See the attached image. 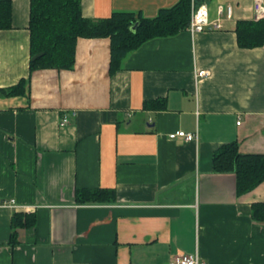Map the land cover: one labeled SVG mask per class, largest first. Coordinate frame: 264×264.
I'll return each mask as SVG.
<instances>
[{"label": "crops", "instance_id": "obj_1", "mask_svg": "<svg viewBox=\"0 0 264 264\" xmlns=\"http://www.w3.org/2000/svg\"><path fill=\"white\" fill-rule=\"evenodd\" d=\"M177 1L81 0V13L153 18ZM199 1L218 28L150 39L113 73L110 39L78 38L72 69L30 74V0H10L0 88L30 79L25 96L0 94V264H264L252 217L264 182L238 196L234 175L211 167L231 141L264 154V45L241 48L235 33L255 21V0ZM157 100L164 108L144 106ZM178 131L196 138H169ZM96 188L114 202L75 201Z\"/></svg>", "mask_w": 264, "mask_h": 264}, {"label": "trees", "instance_id": "obj_2", "mask_svg": "<svg viewBox=\"0 0 264 264\" xmlns=\"http://www.w3.org/2000/svg\"><path fill=\"white\" fill-rule=\"evenodd\" d=\"M192 3L199 0H178L172 7L160 9L153 18L140 13L115 11L101 19H88L81 13V0H30L29 33L30 56L43 53L29 61L30 74L43 68L70 70L75 63V46L78 38H109V72L120 68L122 59L146 41L168 37L187 29ZM135 27L132 30V27ZM11 28V2L0 0V30ZM238 45L254 48L264 45V19L238 21L235 26ZM27 79L17 84L0 88L6 97L25 96ZM164 101L145 102L144 106L164 108ZM212 171L232 173L235 177L236 194L243 195L264 182V154H242L239 145L231 141L221 145L212 156ZM115 194L110 189H77L75 201L79 204L114 202ZM252 217L264 222V203L252 205Z\"/></svg>", "mask_w": 264, "mask_h": 264}, {"label": "built area", "instance_id": "obj_3", "mask_svg": "<svg viewBox=\"0 0 264 264\" xmlns=\"http://www.w3.org/2000/svg\"><path fill=\"white\" fill-rule=\"evenodd\" d=\"M221 13V8L219 9ZM253 18L255 21L264 19V2L261 0H255L253 4ZM232 9L231 6H227L226 8V16L227 18H231ZM211 26L214 28H218V23H210L208 18V10L205 5H199L197 7L192 6V13L187 29L191 32H200L203 31L206 27ZM209 75L208 71L201 70L197 71V77H207ZM68 123V118L64 116L61 120L60 125H66ZM170 139L182 138L186 141H191L196 138V135L193 133H186L184 131H178L175 133L169 134ZM10 205H14V201H9ZM168 264H201L197 255H177L172 258V260Z\"/></svg>", "mask_w": 264, "mask_h": 264}, {"label": "water", "instance_id": "obj_4", "mask_svg": "<svg viewBox=\"0 0 264 264\" xmlns=\"http://www.w3.org/2000/svg\"><path fill=\"white\" fill-rule=\"evenodd\" d=\"M136 27V25L134 27H132V30H134ZM43 53H37L36 55H34L31 60L34 61L36 60L37 58H39L40 56H42Z\"/></svg>", "mask_w": 264, "mask_h": 264}]
</instances>
